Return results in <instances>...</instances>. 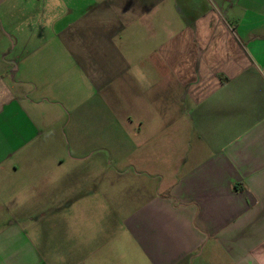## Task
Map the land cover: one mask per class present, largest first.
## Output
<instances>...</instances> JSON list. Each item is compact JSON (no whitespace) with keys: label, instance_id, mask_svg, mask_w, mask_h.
<instances>
[{"label":"crops","instance_id":"obj_1","mask_svg":"<svg viewBox=\"0 0 264 264\" xmlns=\"http://www.w3.org/2000/svg\"><path fill=\"white\" fill-rule=\"evenodd\" d=\"M0 264H264V0H0Z\"/></svg>","mask_w":264,"mask_h":264},{"label":"rangeland","instance_id":"obj_2","mask_svg":"<svg viewBox=\"0 0 264 264\" xmlns=\"http://www.w3.org/2000/svg\"><path fill=\"white\" fill-rule=\"evenodd\" d=\"M90 145H95V144H93V143H90ZM90 150H95L94 148H92V147H90ZM93 157H97V156H93ZM97 159H99V158H97ZM100 160V159H99ZM93 161V159L92 160H90V165H91V162ZM113 164V163H112ZM123 166H127V163H124V164H122V166L121 167H123Z\"/></svg>","mask_w":264,"mask_h":264}]
</instances>
